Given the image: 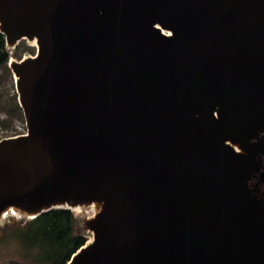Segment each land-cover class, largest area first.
I'll list each match as a JSON object with an SVG mask.
<instances>
[{
  "label": "water",
  "instance_id": "obj_1",
  "mask_svg": "<svg viewBox=\"0 0 264 264\" xmlns=\"http://www.w3.org/2000/svg\"><path fill=\"white\" fill-rule=\"evenodd\" d=\"M0 33L38 48L0 228L97 204L68 264H264V0H0Z\"/></svg>",
  "mask_w": 264,
  "mask_h": 264
},
{
  "label": "trees",
  "instance_id": "obj_2",
  "mask_svg": "<svg viewBox=\"0 0 264 264\" xmlns=\"http://www.w3.org/2000/svg\"><path fill=\"white\" fill-rule=\"evenodd\" d=\"M10 58L5 36L0 33V68L9 69ZM19 237L24 258L34 264H68L74 253L87 243L69 210H53L30 221Z\"/></svg>",
  "mask_w": 264,
  "mask_h": 264
},
{
  "label": "rangeland",
  "instance_id": "obj_3",
  "mask_svg": "<svg viewBox=\"0 0 264 264\" xmlns=\"http://www.w3.org/2000/svg\"><path fill=\"white\" fill-rule=\"evenodd\" d=\"M37 51L38 48L31 42L23 40L15 50L10 51L12 58L10 60L20 61L23 58L33 57ZM18 105L15 76L10 69L0 68V140L27 133L25 117ZM73 214L77 219L79 232L87 236L84 228L85 219ZM29 222L11 217L0 228V264H34L24 258V248L19 237L22 229Z\"/></svg>",
  "mask_w": 264,
  "mask_h": 264
},
{
  "label": "bare ground",
  "instance_id": "obj_4",
  "mask_svg": "<svg viewBox=\"0 0 264 264\" xmlns=\"http://www.w3.org/2000/svg\"><path fill=\"white\" fill-rule=\"evenodd\" d=\"M31 44L33 46H37L35 41L31 42ZM15 79H17V78H15ZM72 211L76 214L77 217L85 218V219H87V218H93L96 214H98L100 212V206L97 205V204H92L88 208H85V207H76V208H73ZM11 217L17 218L19 220H22V218H20V216L18 214L13 213V212L10 211V212H8V213H6L4 215V217L2 219L3 220L2 222L3 223H6L7 220L9 218H11ZM87 234H88L87 235L88 241L91 242L92 239H93V234L90 233V232H88Z\"/></svg>",
  "mask_w": 264,
  "mask_h": 264
},
{
  "label": "flooded vegetation",
  "instance_id": "obj_5",
  "mask_svg": "<svg viewBox=\"0 0 264 264\" xmlns=\"http://www.w3.org/2000/svg\"><path fill=\"white\" fill-rule=\"evenodd\" d=\"M263 180L264 179H262L260 175H257L256 177L253 178L252 183H251V185H252L251 187L252 188L255 187V189H257L261 194L264 195Z\"/></svg>",
  "mask_w": 264,
  "mask_h": 264
}]
</instances>
